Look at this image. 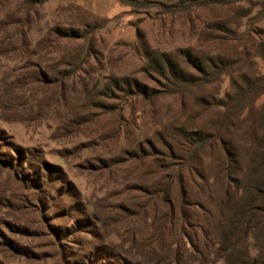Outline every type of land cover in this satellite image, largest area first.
I'll return each mask as SVG.
<instances>
[{
	"label": "rangeland",
	"instance_id": "rangeland-1",
	"mask_svg": "<svg viewBox=\"0 0 264 264\" xmlns=\"http://www.w3.org/2000/svg\"><path fill=\"white\" fill-rule=\"evenodd\" d=\"M174 1L0 0V264L264 260V228L221 230L264 131V0ZM184 51L228 68L176 88L150 59L200 77Z\"/></svg>",
	"mask_w": 264,
	"mask_h": 264
},
{
	"label": "trees",
	"instance_id": "trees-1",
	"mask_svg": "<svg viewBox=\"0 0 264 264\" xmlns=\"http://www.w3.org/2000/svg\"><path fill=\"white\" fill-rule=\"evenodd\" d=\"M172 1V0H169ZM232 0H175L168 6H175L177 11H187L192 7L207 6L211 4L230 3ZM260 57L264 60V44L258 46ZM185 52L187 63L197 72L199 76L192 75L181 64H177L172 56L166 52L159 53L150 59V66L154 72L165 80H171L176 88L191 87L199 84L200 78L207 79L215 70L228 68V61L216 56L213 59H201ZM230 67V66H229ZM243 86L239 87L235 100L244 103L251 97L262 94L263 77L250 79L242 77ZM138 92L147 95V89L140 85ZM153 91L149 98L155 96ZM250 156L248 167L242 169L236 161L229 175V186L224 197V203L231 208L228 223L222 227V233H258L264 228V131L259 133L253 130L249 135ZM231 176V178H230ZM252 264H264V260H253Z\"/></svg>",
	"mask_w": 264,
	"mask_h": 264
}]
</instances>
